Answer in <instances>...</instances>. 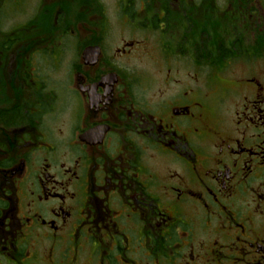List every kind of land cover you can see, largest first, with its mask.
<instances>
[{"label":"flooded vegetation","instance_id":"1","mask_svg":"<svg viewBox=\"0 0 264 264\" xmlns=\"http://www.w3.org/2000/svg\"><path fill=\"white\" fill-rule=\"evenodd\" d=\"M256 8L0 0V264H264Z\"/></svg>","mask_w":264,"mask_h":264},{"label":"rangeland","instance_id":"2","mask_svg":"<svg viewBox=\"0 0 264 264\" xmlns=\"http://www.w3.org/2000/svg\"><path fill=\"white\" fill-rule=\"evenodd\" d=\"M261 5H262V9L264 10V0H260ZM263 17H264V11H262ZM261 14V16H262ZM249 21H247L246 23H248ZM257 23V19L256 20H252L248 23L247 28L249 29V34H248V41H246L245 43L248 44V50L250 52H252L253 50V46H259L261 49H264V21L261 22V25H258V27L256 28L257 30H252L251 28L255 27V24ZM23 24V23H22ZM220 23H217L216 25H218ZM240 26L238 22H232V28L230 30H232V33L235 34L236 33V29L239 30ZM233 38V36H232ZM246 46V45H245ZM257 48H255L254 50H256ZM253 50V51H254ZM255 52V51H254ZM139 67L141 69H145L148 70L147 68V60H143V61H139Z\"/></svg>","mask_w":264,"mask_h":264},{"label":"trees","instance_id":"3","mask_svg":"<svg viewBox=\"0 0 264 264\" xmlns=\"http://www.w3.org/2000/svg\"><path fill=\"white\" fill-rule=\"evenodd\" d=\"M246 1V6H252V7H254V6H256L257 8L256 9H254L255 11H257V12H261L262 13V11H264L263 9H262V5H261V2H260V0H257V2H254V1H248V0H245ZM258 6L260 7V9L258 8ZM262 17H263V14H262ZM248 21L250 22V20L248 19ZM263 21H264V18H263ZM248 22V23H249ZM238 23H240V22H238Z\"/></svg>","mask_w":264,"mask_h":264}]
</instances>
